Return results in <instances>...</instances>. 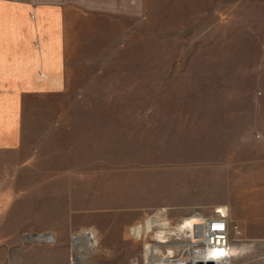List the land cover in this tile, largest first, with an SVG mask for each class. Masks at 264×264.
<instances>
[{
	"label": "rangeland",
	"instance_id": "374dc122",
	"mask_svg": "<svg viewBox=\"0 0 264 264\" xmlns=\"http://www.w3.org/2000/svg\"><path fill=\"white\" fill-rule=\"evenodd\" d=\"M62 1L76 9L65 22L66 90L25 106L24 144L35 161L3 183L11 196L0 208V243L16 237L18 253L31 244L25 236L45 234L21 230L25 197L28 209L42 201L44 213L70 225L58 233L72 264L75 254L97 253L102 238L121 239L129 264H144L154 214L177 225L224 208L231 264H264V150L241 143V125L215 126L217 113L247 116L251 94L264 91V0ZM167 110L203 117L205 131L191 133L188 149L155 144L167 131L154 127V111ZM172 130L183 141V129ZM156 171L175 177L158 193ZM12 248L0 244V264Z\"/></svg>",
	"mask_w": 264,
	"mask_h": 264
},
{
	"label": "crops",
	"instance_id": "0c3cea01",
	"mask_svg": "<svg viewBox=\"0 0 264 264\" xmlns=\"http://www.w3.org/2000/svg\"><path fill=\"white\" fill-rule=\"evenodd\" d=\"M74 11V7L66 5L62 0H0V208L2 201L11 196L3 183L14 182L21 172L30 171L35 161L31 148L24 144L26 104L32 100L40 101L47 95L62 94L66 90L65 22ZM248 102L252 109L247 111V116L241 117L240 112L235 111L217 113L215 126L234 131L241 125V143L264 150V91L252 93ZM179 114L169 110L154 111V127L167 131L166 135L161 136L155 133V144L161 138L163 150L188 149L191 133L200 134L205 131L206 123L201 120L202 116ZM172 128L183 129V141H176L175 133L180 131L175 132ZM176 143L183 145L178 146ZM162 155L166 158L162 159L169 162V152ZM156 174L154 189L157 193L161 192L157 187L175 181L170 173ZM255 176L252 172V181ZM27 203L30 201L23 197L21 230L45 233L52 236V242L43 239V243L26 244L16 253L17 238H7L0 244L13 247L8 264H72L69 239L58 233L63 228L70 229L69 224H62V214L44 213L41 209L42 201L33 202L32 210L26 207ZM15 207L16 211L19 205ZM12 209L9 207V210ZM262 212L264 223V210ZM255 215L249 213L248 221L258 222ZM123 244L121 239L102 238L97 253L89 257L75 254V264H129L130 260L120 250Z\"/></svg>",
	"mask_w": 264,
	"mask_h": 264
},
{
	"label": "built area",
	"instance_id": "2783aa9c",
	"mask_svg": "<svg viewBox=\"0 0 264 264\" xmlns=\"http://www.w3.org/2000/svg\"><path fill=\"white\" fill-rule=\"evenodd\" d=\"M160 214H154V247L150 245L152 248L144 257V264H231L226 209L218 208L209 217L197 218V222L188 219L177 225H170L169 221L155 222ZM85 237L89 248L93 249V233ZM47 241L51 243L52 238Z\"/></svg>",
	"mask_w": 264,
	"mask_h": 264
},
{
	"label": "bare ground",
	"instance_id": "6f19581e",
	"mask_svg": "<svg viewBox=\"0 0 264 264\" xmlns=\"http://www.w3.org/2000/svg\"><path fill=\"white\" fill-rule=\"evenodd\" d=\"M159 220H160V218L158 219V217H156L155 222H160ZM161 222H162V221H161ZM192 222H197V220H196V219H193ZM153 227H154V218H153L152 220H150V221L147 222L145 229L148 230V231H151V230L153 229ZM142 231H144V230H142ZM85 235H86V234H82V235H81L82 239H83V238H86ZM47 237L49 238L50 235H48ZM40 238H41V237H40ZM78 238H79V237H78ZM78 238H77V239H78ZM48 240H49V239H48ZM78 241H79V240H78ZM82 241H83V240H82ZM95 244H96V243H95ZM94 247H95V246H94ZM153 247H154V246H153ZM151 248H152V247H151ZM151 248H150V250H151ZM150 250H149V251H150ZM230 252H231V257H232V259H235V249H231ZM235 260H236V259H235Z\"/></svg>",
	"mask_w": 264,
	"mask_h": 264
},
{
	"label": "water",
	"instance_id": "95a60500",
	"mask_svg": "<svg viewBox=\"0 0 264 264\" xmlns=\"http://www.w3.org/2000/svg\"><path fill=\"white\" fill-rule=\"evenodd\" d=\"M43 236H46V234L25 236L23 238V242L43 243V239H40V237H43Z\"/></svg>",
	"mask_w": 264,
	"mask_h": 264
}]
</instances>
